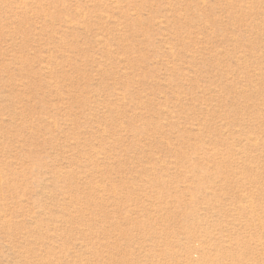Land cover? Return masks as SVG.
Wrapping results in <instances>:
<instances>
[{
    "label": "rangeland",
    "instance_id": "rangeland-1",
    "mask_svg": "<svg viewBox=\"0 0 264 264\" xmlns=\"http://www.w3.org/2000/svg\"><path fill=\"white\" fill-rule=\"evenodd\" d=\"M0 264H264V0H0Z\"/></svg>",
    "mask_w": 264,
    "mask_h": 264
},
{
    "label": "bare ground",
    "instance_id": "bare-ground-1",
    "mask_svg": "<svg viewBox=\"0 0 264 264\" xmlns=\"http://www.w3.org/2000/svg\"><path fill=\"white\" fill-rule=\"evenodd\" d=\"M259 226V225H258Z\"/></svg>",
    "mask_w": 264,
    "mask_h": 264
}]
</instances>
